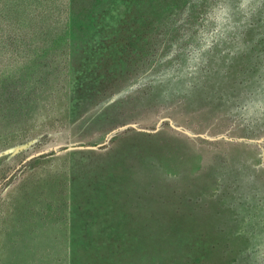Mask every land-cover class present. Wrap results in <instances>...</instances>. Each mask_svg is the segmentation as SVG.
<instances>
[{"label": "rangeland", "instance_id": "1", "mask_svg": "<svg viewBox=\"0 0 264 264\" xmlns=\"http://www.w3.org/2000/svg\"><path fill=\"white\" fill-rule=\"evenodd\" d=\"M208 3L0 0V264H264V9L151 82Z\"/></svg>", "mask_w": 264, "mask_h": 264}, {"label": "clouds", "instance_id": "2", "mask_svg": "<svg viewBox=\"0 0 264 264\" xmlns=\"http://www.w3.org/2000/svg\"><path fill=\"white\" fill-rule=\"evenodd\" d=\"M261 9H264V0H209L195 26L182 32L163 53L160 63L165 66L151 76V82L166 85L184 81L185 87H191V80L206 65L208 54L218 46L240 40L253 16ZM149 82L146 79L143 84ZM140 86L139 83L131 85L133 88ZM242 107L247 111H264V101H245Z\"/></svg>", "mask_w": 264, "mask_h": 264}]
</instances>
